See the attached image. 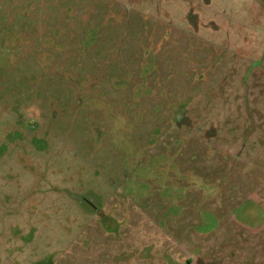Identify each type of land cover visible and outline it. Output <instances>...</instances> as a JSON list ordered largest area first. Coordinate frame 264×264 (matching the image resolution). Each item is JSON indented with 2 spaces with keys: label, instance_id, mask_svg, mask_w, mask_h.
Here are the masks:
<instances>
[{
  "label": "rangeland",
  "instance_id": "rangeland-1",
  "mask_svg": "<svg viewBox=\"0 0 264 264\" xmlns=\"http://www.w3.org/2000/svg\"><path fill=\"white\" fill-rule=\"evenodd\" d=\"M0 264H264V0H0Z\"/></svg>",
  "mask_w": 264,
  "mask_h": 264
}]
</instances>
